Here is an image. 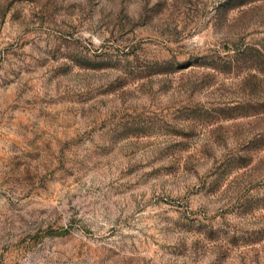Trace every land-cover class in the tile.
Instances as JSON below:
<instances>
[{
  "label": "rangeland",
  "instance_id": "374dc122",
  "mask_svg": "<svg viewBox=\"0 0 264 264\" xmlns=\"http://www.w3.org/2000/svg\"><path fill=\"white\" fill-rule=\"evenodd\" d=\"M0 264H264V0H0Z\"/></svg>",
  "mask_w": 264,
  "mask_h": 264
}]
</instances>
